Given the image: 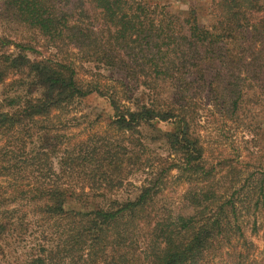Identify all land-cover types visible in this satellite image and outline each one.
I'll return each mask as SVG.
<instances>
[{
    "label": "trees",
    "instance_id": "obj_1",
    "mask_svg": "<svg viewBox=\"0 0 264 264\" xmlns=\"http://www.w3.org/2000/svg\"><path fill=\"white\" fill-rule=\"evenodd\" d=\"M189 1L0 0L18 32L0 34V264H264L242 225L264 233V179L223 193L194 128L205 96L264 116V0ZM92 95L119 137L72 147L55 120ZM139 172L136 193L109 195ZM174 172L183 213L157 201Z\"/></svg>",
    "mask_w": 264,
    "mask_h": 264
},
{
    "label": "rangeland",
    "instance_id": "obj_2",
    "mask_svg": "<svg viewBox=\"0 0 264 264\" xmlns=\"http://www.w3.org/2000/svg\"><path fill=\"white\" fill-rule=\"evenodd\" d=\"M144 1L152 4H165L174 11L187 9V4L183 3L182 0ZM196 1L197 4H207L206 0ZM187 2L190 3L189 0ZM6 19V17L0 16V34L5 29H8L6 26L13 28V25H9ZM4 33L14 37L18 34V32L13 30L12 33L8 32V30ZM39 51L43 52L42 55L47 56L50 53L45 48L39 49ZM98 72L89 67L79 68V76L86 83L89 81L94 83L96 79L93 75ZM120 77L119 74L103 73L102 77L96 78H99L102 88L110 91V89L119 86L116 81ZM100 113L103 118H99ZM111 113V108L103 98L98 95H92L69 110L59 112V118L54 120L58 126H67L65 133L68 136L69 145L74 147L98 134H104L113 139L119 137V133L108 124L107 118ZM194 128L201 136L208 164L217 167L219 170L218 177L225 186L223 193L228 188L231 192L239 190V197L244 198L247 193H250L253 185L257 187L261 179H264V116L259 108H252L240 120H234V117L231 118L228 113H223L221 108L214 103L212 97L205 96L201 110L194 123ZM251 178L252 180H250ZM234 183L236 186L231 189ZM145 184L146 174L139 172L126 180L120 191L109 195L124 200L131 193H136ZM188 185L187 182L179 179L177 173L174 172L168 178L166 189L163 190L157 199L160 202V206L163 207L162 209L177 213L189 211L190 209L185 201ZM256 191L259 190L256 189ZM252 221L253 219L245 220L243 218L242 225L247 237L254 244L255 250L253 251L252 259L262 261L264 259V233L261 231L258 236H253L251 232L253 228Z\"/></svg>",
    "mask_w": 264,
    "mask_h": 264
}]
</instances>
